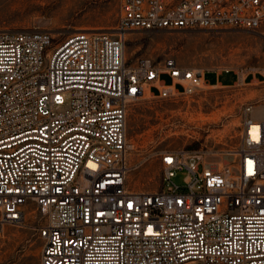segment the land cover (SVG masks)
<instances>
[{"label": "built area", "instance_id": "built-area-1", "mask_svg": "<svg viewBox=\"0 0 264 264\" xmlns=\"http://www.w3.org/2000/svg\"><path fill=\"white\" fill-rule=\"evenodd\" d=\"M198 29L260 31L264 0H121L116 29L62 42L0 29V237L33 214L41 264H264V94L244 105L225 160L160 151L159 188L129 184L146 161L127 136L130 105L210 85L174 57L128 64L126 35Z\"/></svg>", "mask_w": 264, "mask_h": 264}, {"label": "rangeland", "instance_id": "rangeland-1", "mask_svg": "<svg viewBox=\"0 0 264 264\" xmlns=\"http://www.w3.org/2000/svg\"><path fill=\"white\" fill-rule=\"evenodd\" d=\"M121 0H0V29L49 31L62 42L79 30L117 27ZM126 59L163 62L174 57L178 63L201 73L237 71L241 75L264 70V29L249 30H156L129 32ZM227 81H232L226 74ZM162 79L167 83L170 77ZM258 81L233 87L207 86L194 95L175 101L157 100L147 94L129 107L127 136L134 144V159H146L129 176L135 190H156L161 182L160 151L188 149L213 152L210 159L221 162L225 152L238 141L241 112L247 103L264 94ZM254 116L264 119V107ZM181 172L176 182L182 184ZM35 215L26 227L7 226L0 237V264H41L42 243Z\"/></svg>", "mask_w": 264, "mask_h": 264}, {"label": "crops", "instance_id": "crops-1", "mask_svg": "<svg viewBox=\"0 0 264 264\" xmlns=\"http://www.w3.org/2000/svg\"><path fill=\"white\" fill-rule=\"evenodd\" d=\"M209 72H204L202 73L203 80L207 83V75ZM214 73V82L208 83L210 86L213 87H233L236 86L237 84H250L255 81H264V70H259L256 72H248L247 74L241 75L237 71H220V72H211ZM226 74H230L232 77V81H227L226 79ZM163 76V75H162ZM162 76L160 77L161 80ZM166 82V81H165ZM167 83V82H166ZM167 84H171V79L170 82ZM152 89V88H151Z\"/></svg>", "mask_w": 264, "mask_h": 264}]
</instances>
